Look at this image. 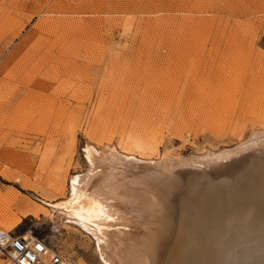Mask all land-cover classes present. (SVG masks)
<instances>
[{
  "label": "rangeland",
  "instance_id": "rangeland-1",
  "mask_svg": "<svg viewBox=\"0 0 264 264\" xmlns=\"http://www.w3.org/2000/svg\"><path fill=\"white\" fill-rule=\"evenodd\" d=\"M254 131L264 132V0H0V164L33 187L0 176L11 232L103 264L78 225L50 208L25 214L27 201L66 206L91 149L139 159L125 152L128 134L155 161L219 153Z\"/></svg>",
  "mask_w": 264,
  "mask_h": 264
},
{
  "label": "bare ground",
  "instance_id": "bare-ground-1",
  "mask_svg": "<svg viewBox=\"0 0 264 264\" xmlns=\"http://www.w3.org/2000/svg\"><path fill=\"white\" fill-rule=\"evenodd\" d=\"M147 143L126 136L125 152L139 159L91 149L90 170L73 179L66 206L28 200L24 213L48 216L50 208L78 225L103 264H264V132L232 149L188 158L144 160L157 152ZM0 176L33 189L1 164ZM50 189L64 194L57 184ZM7 201L0 195V221L10 231L19 222Z\"/></svg>",
  "mask_w": 264,
  "mask_h": 264
},
{
  "label": "built area",
  "instance_id": "built-area-1",
  "mask_svg": "<svg viewBox=\"0 0 264 264\" xmlns=\"http://www.w3.org/2000/svg\"><path fill=\"white\" fill-rule=\"evenodd\" d=\"M1 264H74L68 255L26 233L0 231Z\"/></svg>",
  "mask_w": 264,
  "mask_h": 264
}]
</instances>
